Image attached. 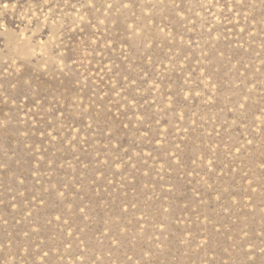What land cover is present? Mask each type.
Masks as SVG:
<instances>
[{
    "label": "rangeland",
    "instance_id": "obj_1",
    "mask_svg": "<svg viewBox=\"0 0 264 264\" xmlns=\"http://www.w3.org/2000/svg\"><path fill=\"white\" fill-rule=\"evenodd\" d=\"M0 264H264V0H0Z\"/></svg>",
    "mask_w": 264,
    "mask_h": 264
}]
</instances>
